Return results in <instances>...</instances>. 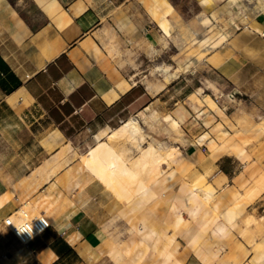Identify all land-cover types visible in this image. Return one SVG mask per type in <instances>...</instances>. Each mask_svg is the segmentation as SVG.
Wrapping results in <instances>:
<instances>
[{"label": "crops", "instance_id": "crops-1", "mask_svg": "<svg viewBox=\"0 0 264 264\" xmlns=\"http://www.w3.org/2000/svg\"><path fill=\"white\" fill-rule=\"evenodd\" d=\"M171 13L178 23L164 0H0V264H120L114 240L128 263L140 239L134 264H264V12L231 19L222 47L194 59L192 88L157 89L108 48L168 29ZM228 85L254 103L229 112ZM133 116L148 141L175 145L165 176L126 202L99 180L69 189L82 154ZM20 207L52 222L28 244L5 222Z\"/></svg>", "mask_w": 264, "mask_h": 264}, {"label": "rangeland", "instance_id": "rangeland-1", "mask_svg": "<svg viewBox=\"0 0 264 264\" xmlns=\"http://www.w3.org/2000/svg\"><path fill=\"white\" fill-rule=\"evenodd\" d=\"M164 1L167 4L168 2L171 3L177 10L178 15L175 14V16L178 19V23L176 22V20L172 21L174 17V13H171L169 14L168 19L172 24H169L168 29H165L163 25L161 27L159 21L156 19L159 26L156 27L155 25H153L154 27L153 32L151 33L149 32L146 34L144 32V35L140 39L134 41L133 43L124 42V40H121L120 38L115 39L111 47L108 48V50L110 51V54L112 56L118 57L119 66H121L123 69H128V68L132 69L131 74L132 75L137 74V77H139L146 85L147 84L163 85L166 83L172 88L173 87L192 88L196 84V81L193 80V71L194 69L196 70L199 68L198 64L194 68V64H195L194 59L196 58L200 61H204L211 52L216 53L222 47L221 43L227 39L225 37L219 38L218 36L220 34L229 32V29L232 28L230 27L232 15H234L233 17L238 20H242L243 18H252L254 17V15L250 12L247 4H249L251 7H255L256 4L258 5V3H260L259 2L260 0H238L237 2H232V6H231L229 0H219L220 3H225V4L223 8H219L220 10L218 9L219 14L217 15V19L214 18L208 23H205L203 22L202 17L205 15L213 16L216 10L213 11L212 14L208 13L207 11H204L202 6L203 4L199 0H164ZM217 1L218 0H216V4L218 6L219 3H217ZM203 3H208V2L204 1ZM216 38L218 39V43H217L219 44L218 46L217 45L215 46L214 41ZM231 55L232 54L228 52V59L231 58ZM220 57H221L220 54L217 53L213 58H210L208 60L212 63L217 64L220 60ZM168 65H170L171 67L173 66L172 67L173 69L177 68L179 74L178 76L182 75L186 77L185 79L183 78L184 81L181 78L179 80V84H177V82L170 84L172 83L173 79H176L178 76H175L170 79L165 78V74L162 70H160V68ZM204 67H205L204 64H201L200 71L201 73L204 72L205 74H207V70ZM165 86L166 85L162 87ZM156 88L158 89V86ZM231 89L232 88L230 87V85H228L229 112L232 110L239 111V113L244 112V110L247 109L246 105H252V103H254V98H255L254 96L242 97L244 99H238V96L235 98V95L237 94L236 90L235 89L231 90ZM217 91L218 93L220 92L219 90ZM172 94L173 95L170 96V98L172 100H175L177 94L175 91H173ZM220 99L222 98L220 97ZM245 115H247L251 121L243 122L238 118L240 124L242 125L244 124L245 126H250L255 123V119L250 114H245ZM112 131L111 130L107 131L104 134L102 140L98 141L97 143L101 141H106L108 139L109 133H111ZM118 146L119 147L124 146L123 149L127 147L126 152L123 153L124 155L123 157H122V151L124 152L125 149L122 150V147H120L121 150L119 151ZM136 146L137 145L134 144L132 147V144H130L129 142L127 143L126 139H121L120 141L117 142V144L114 147L115 150H118L116 151L117 153L115 152L114 149H112L114 152L111 151L110 154L108 153L110 156H108L107 154L109 158L107 157V159L106 158L99 159L96 162V165L94 166L88 164L87 167L86 162H83V158H81V161H78V163H76V165L70 170L69 174L65 178H63V181L69 180L68 188L69 189L71 188V190H73L74 192L77 191L79 192L82 188H85L87 186L86 185L87 182L91 183L94 180H99L121 201L123 202L129 201L133 196L137 195L138 190L134 193L133 196L129 198V196L127 195L128 193L124 191V188H122L124 183H118L116 184V186H114V184L117 183L118 181H122V182L127 181L128 183L130 182V180L128 179L129 176L120 174V169H122V167L123 169L131 168L133 164L132 158L134 159L137 155H139L140 152L139 150L140 148ZM129 147H131V149H129ZM80 148H85V147L82 146ZM88 150L85 153H87ZM135 150L137 151L136 154H134ZM80 152H81L80 150L77 151L76 157H79ZM130 153L131 155H129ZM120 156L121 158H123V162L121 163L124 166H122L121 163L117 162ZM115 163L117 164L114 165ZM114 167L115 168L118 167V169H116L115 171L113 170ZM165 174H166V170L159 177V179L163 175L165 176ZM170 176L171 175H168L164 179L168 180ZM124 178L126 179L124 180ZM203 179L201 180V182L203 183L202 184L203 189L200 191L206 190L207 180L204 179L203 181ZM134 182L133 183L130 182L128 187H130V185L133 184L134 188L135 186L136 188H138L139 185L142 183V182L137 183V181ZM142 245H145V243L143 242L142 239H140V241L136 244L138 250L135 253L133 262H138L145 254L144 250H140V247ZM120 248L123 257L121 263L127 264L125 260V255L123 253H128L131 248V245L126 246V248L129 249L128 251L126 250V248H123L122 246H120ZM133 262H128V263L134 264Z\"/></svg>", "mask_w": 264, "mask_h": 264}, {"label": "bare ground", "instance_id": "bare-ground-1", "mask_svg": "<svg viewBox=\"0 0 264 264\" xmlns=\"http://www.w3.org/2000/svg\"><path fill=\"white\" fill-rule=\"evenodd\" d=\"M237 1L238 0H229L231 6H232V2H237ZM259 2L260 3H258V5L256 4L257 6L255 5V7H251L249 4H247L248 7H249L250 12L252 14H254V15L259 14V12H264V0H260ZM217 10L215 11V14L213 16H210V15L203 16L202 17L203 22L208 23L209 21H211L214 18L217 19V15L219 14V10L220 9L218 11ZM233 16L234 15H232V18H233ZM232 32H233V28H230L229 32L220 34L218 37L219 38H224V37L228 38L231 35ZM214 42H215V46L219 45V44H217L218 43V39L217 38L215 39ZM201 54H202V52H201ZM160 67H162V66H160ZM172 67L170 65H168V66H163L162 68H160V70H162L164 72L165 78L170 79V78H173V77L179 75L178 74V69L177 68L173 69ZM164 85H166V83L163 84V85L159 84L158 88H161ZM121 139H126L127 143L129 142L130 144H132V147L135 144V145L138 146V148H140L139 149L140 150L139 155H137L134 159L132 158V161H133L132 163L133 164H132V166L130 164L131 168H128V169L124 168L123 169V167H122V169H120V174L129 176L128 179L130 180L131 183H133L134 181H137V183H139V182H142V183L139 185L138 188H136V186L134 188L133 184H131L130 187H128L130 182L128 183L127 181H123V182L122 181H118L117 183L114 184V186H116V184H118V183H124L122 188H124V191H126L128 193L127 195L130 198L131 196L134 195V193L137 190H138V193H137V195H138L141 192L145 191L151 184L160 181L159 177L165 172L166 166H170L171 165L170 158L175 154L177 149H176L175 145L167 144L164 141L163 142H159L157 144H154L152 141H148V138H147V135L145 133L144 127L141 125L139 119L137 117L133 116L128 121H126L125 123L120 125L119 127L114 128L113 131L111 133H109L108 139L106 141H101V142L97 143L96 145L90 147L88 152L82 155L83 162H86L87 167H88V164L89 165H93V166L96 165V162L99 159H101V158H103V159L106 158L107 159V157L110 156L109 155L110 152L111 151L114 152L112 149L115 150V148H114L115 145ZM144 143H146V144H144ZM120 147H122V146H120ZM120 147L118 146L119 151L121 150ZM123 147H122V150H124V149L125 150H124V152L122 151V157L124 156L123 153L126 152V148H127L126 147V148L123 149ZM129 149H131V147H129ZM116 151H118V150H115V152ZM131 153L129 155H131ZM107 154H108V156H107ZM112 160H115V159H112ZM126 160H127V157H126ZM117 162H119V163L123 162V158H121V156H120L118 158ZM116 164L117 163H115L114 165H116ZM121 165L124 166L122 163H121ZM117 166H119V165H117ZM114 168H113V170H115V171H116V169H118V167H116L115 169ZM125 179L126 178H124V180ZM89 183L90 182H87L86 185H88ZM125 184H127V185H125ZM202 184L203 183L201 182V179L200 180H196L193 183L191 182V187H192L191 188V195H190L191 198L194 199L199 194L200 190L203 189V185ZM83 189L84 188H82L80 191H82ZM135 196H133L132 198H134ZM206 197L209 198V195H206ZM41 214H44V215L48 216L47 213L39 211L37 209H34V211L32 213H30L25 207H20V209L16 213H14L12 216H10V220H12L14 223H21V222H23L25 220H29V219L35 218V217H37V216H39ZM49 221H50V223L52 225V222H51L50 219H49ZM246 223H247V225L250 224L251 223L250 219H248ZM129 230L132 232L131 228ZM126 250L128 251L129 249L126 248ZM109 253L112 254L111 257L115 258L116 261H118L120 264H125V263H121V260L123 259V257H122V254H121V248H120L117 240H114L112 242V244H110ZM105 256H106V254H105ZM127 264H129V263H127Z\"/></svg>", "mask_w": 264, "mask_h": 264}, {"label": "built area", "instance_id": "built-area-1", "mask_svg": "<svg viewBox=\"0 0 264 264\" xmlns=\"http://www.w3.org/2000/svg\"><path fill=\"white\" fill-rule=\"evenodd\" d=\"M5 222L10 227V229L15 234V236L19 239V241L25 244L30 243L31 241L36 239L38 236H40L42 233H44L51 227L49 218L44 214H41L29 220H25L21 223H14L12 220H10V216H9ZM17 228L20 229L26 228L28 230H31V233L28 232L19 233Z\"/></svg>", "mask_w": 264, "mask_h": 264}, {"label": "clouds", "instance_id": "clouds-1", "mask_svg": "<svg viewBox=\"0 0 264 264\" xmlns=\"http://www.w3.org/2000/svg\"><path fill=\"white\" fill-rule=\"evenodd\" d=\"M18 229V232L19 233H25V232H28V233H31V230H28V229H20V228H17Z\"/></svg>", "mask_w": 264, "mask_h": 264}]
</instances>
